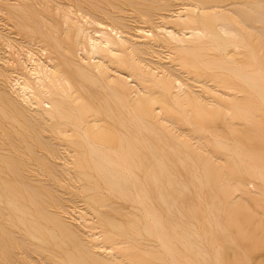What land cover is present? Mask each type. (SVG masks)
Masks as SVG:
<instances>
[{"label":"rangeland","instance_id":"rangeland-1","mask_svg":"<svg viewBox=\"0 0 264 264\" xmlns=\"http://www.w3.org/2000/svg\"><path fill=\"white\" fill-rule=\"evenodd\" d=\"M262 8L0 0V264H264Z\"/></svg>","mask_w":264,"mask_h":264},{"label":"bare ground","instance_id":"bare-ground-1","mask_svg":"<svg viewBox=\"0 0 264 264\" xmlns=\"http://www.w3.org/2000/svg\"><path fill=\"white\" fill-rule=\"evenodd\" d=\"M257 2L261 5V7H264V0H257ZM243 4H245V3H243ZM245 6H246V4H245ZM262 9H264V8H262ZM261 12H262V14L261 15H257V16H261V17L264 16V10H261ZM256 14H258V13L256 12ZM256 20H261V19L258 18ZM242 22H244V21H242Z\"/></svg>","mask_w":264,"mask_h":264}]
</instances>
